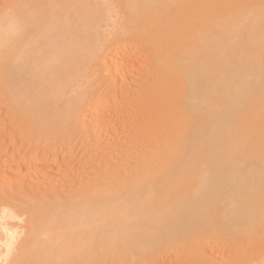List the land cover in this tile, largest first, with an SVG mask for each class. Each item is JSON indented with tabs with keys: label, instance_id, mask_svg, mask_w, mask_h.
I'll return each mask as SVG.
<instances>
[{
	"label": "bare ground",
	"instance_id": "obj_1",
	"mask_svg": "<svg viewBox=\"0 0 264 264\" xmlns=\"http://www.w3.org/2000/svg\"><path fill=\"white\" fill-rule=\"evenodd\" d=\"M144 45L154 55L145 94L119 107L108 98L125 84L111 80L91 99L99 68L122 78L143 64L136 57ZM0 100L17 128L36 132L27 134L32 140L75 137L82 123L103 140L122 121L152 129L149 136L174 135L170 125L197 118L185 148H166L178 153L156 186L127 191L121 169L117 190L69 196L60 207L32 197L17 207L3 168L10 159L0 153V264H264L263 0H4ZM163 162L151 168L150 159L147 170L157 174ZM214 241L227 243L232 257L216 255Z\"/></svg>",
	"mask_w": 264,
	"mask_h": 264
},
{
	"label": "rangeland",
	"instance_id": "obj_2",
	"mask_svg": "<svg viewBox=\"0 0 264 264\" xmlns=\"http://www.w3.org/2000/svg\"><path fill=\"white\" fill-rule=\"evenodd\" d=\"M3 1L4 0H0L1 3ZM8 1H14V0H8ZM254 1L258 2L260 0H254ZM111 43H112V46H110L111 44H109V48L114 47L113 44H115V40L112 41ZM144 46H146V45H144ZM139 47L143 48L142 46H138V48ZM148 48H150L149 49V51H150L149 57L147 56V55H149L148 54ZM143 49H145V48H143ZM143 49H140V50H143ZM141 52L142 51H140V54L136 57V62L139 64H141V63H143V64L140 66V68H139V66H137L136 69L135 68L131 69L129 72H127V74L122 75L123 76L122 78H121V76L109 78V76H108L109 74L105 71V67L104 66L100 67L98 73L95 75V78L93 79V86H92L93 92L91 90V93H92L91 99H95V97H97V95H98L97 92L99 91V89L100 90L104 89V88L106 89V87L108 89L109 88L108 82L111 83V80H112V82L116 81L115 83H117L119 81L118 85L119 84L120 85L118 88H120L121 85L125 84V86L123 88L124 91L121 88H120V91H118V89H117V92L115 94L116 95L115 99L117 101L115 99H112L111 97L108 98L109 102L112 104L118 102L119 107L122 106V105H120V103L121 104L126 103L125 104L126 106L123 105L122 107H127V105L129 104L130 101H132V99H135L136 97H140V95L145 94L144 92L147 90V88H149V85H151L154 82V81H152V83H151L150 79H154V77H152V74L149 73V71H151L150 70L151 66L154 62V55L151 53V47H149V45L145 50H143L142 55H141ZM143 56H145V57H143ZM151 56H153V59H151L152 58ZM138 58H139V61H138ZM104 59H106V57ZM148 60H149V63H145V61H148ZM144 65H146V66H144ZM145 67H149V68H147V73H149V76H147ZM148 69H149V71H148ZM100 70L102 73H100ZM143 70L145 72H143ZM151 72L153 73V71H151ZM102 76H104V78ZM146 76L148 79H145ZM100 77L103 80L106 79L108 81H106V80L103 81ZM144 80H146L145 83L148 84V85L146 84L147 87L144 86V84H145L143 82ZM147 80H149V82ZM98 81H99V83H98ZM96 82L98 83V87H97ZM101 82H102V84H101ZM121 82H122V84H121ZM141 82H142V86H141ZM104 83H106V84L104 85ZM100 84H101V88L99 87ZM142 87H143L144 91H143ZM94 88H95V90H94ZM95 91H97V92H95ZM94 94H95V96H93ZM117 94H118V96H117ZM121 94H123V96H121ZM119 96H121V97H119ZM5 102H6V104H4ZM118 104H116V105L118 106ZM130 104H131V102H130ZM0 105L6 107L7 105H9V102L8 101L2 102L0 100ZM182 107H183V109L182 108L181 109L185 110V107L184 106H182ZM2 109L4 110L3 107H0V110H1L0 111L1 112L0 113V128L2 127L0 129V150L3 149L4 152L0 151V153H6L7 152V156L5 157V161L2 160V162L7 163L8 160L10 159L8 164L4 165L3 168H4V171L9 169L5 175H7L8 179L11 175V179L9 180L11 183L10 187H12L11 189L14 190V188L16 187L15 188L16 190H14V191L11 190L12 195H13V192L16 191V193H17V190H19V188H21L18 191V194L15 193L13 195V196H17L15 199L17 202V203L15 202V205L17 207H19V204H21L22 201L24 202L25 199H26L25 203H29V204H33L34 202H37L39 200L38 202H41V204H44V206H53V205L55 206L56 205L57 207H60L62 204L69 202V200H68L69 196L71 197V198H69L70 200L73 199V196L74 197L76 196L75 197V199H76L77 195H79L78 197L80 199H83L82 197H85V199L87 197V199H89L90 196L92 197L93 195H97L100 191L102 192L104 190L102 188H105L106 186L107 187L104 190L105 192L104 191L103 192L106 193V191H107V193H112L113 191H115V189H114L115 187H116V190L120 187V186H118V184L122 183L121 180H123L125 177L127 179L128 176H130L129 179L125 180L126 182H123L124 185L126 183L125 189L127 191H132V190L135 191L136 189H138L139 186L147 185L150 183H152V185L156 186L157 183L159 182V178H160L159 176H160L161 172L169 173L172 171V169L174 167L171 165V163H172L174 157L177 155L176 152L178 153L177 148H179V150L185 148V145L187 143H189V140H190L191 136L193 135L192 133L194 131V128L197 125V121H196L197 118H191V120L188 121V124H183V121H182L183 119L182 120L179 119V123L177 125L178 127L176 125H170V126H173L170 128V130L173 128L177 132V135L174 137L177 139H175V140L173 139L170 142L176 143V140L179 139V141L176 144L175 143H172V144L169 143V139L171 140L173 137L169 138L168 135L174 136L176 134V132H174L173 129H172L173 130L172 132H174V135H173V133L171 135L166 134V136L163 134L162 135L160 134L157 137L158 134H156V137H157L156 138L152 135H150V136H152V137H150L148 135L149 131L145 132L146 134H144V130L147 131L148 129H144V130L141 129L140 130L141 127L136 126V123H134L135 125L132 124V126L130 125V127H129V124L125 123L124 121L113 126L115 128L112 127L111 132H110V129L108 130L107 133L104 132V134L106 136L105 135H103V136H105L106 138L104 137L103 140H101L102 137L100 138L98 136V139H100V140H97V139H95V138H97V136L91 137L90 135H88V131L86 132L87 128L82 127V126H84V123H82L83 125L80 124L79 128L76 129L75 137H74V135H72L73 137L72 136L69 137L70 141H69V138L65 137V136L57 137L58 138L57 139V138L52 137L51 135L49 136V138H47L48 136L45 135V136H42L41 138H36V140L35 139L32 140L30 138V136H32V135L34 136V134H36V132H34L32 135H30V133H29L30 130H28V128H25L24 130L21 128L20 129L17 128V126H15V124H14L15 123L14 118H11L10 116H8L5 113V111H3ZM123 111L124 110H122V111L120 110L119 113H121ZM181 114H182V111H181ZM1 119L5 120V121H3L4 123H2ZM7 119H8V121H7ZM22 122L23 121H21V123ZM1 124L5 125V127L1 126ZM133 126H134V128L136 127V130H133L134 129ZM168 126H167V128L169 129L170 126L169 127ZM8 127H10V129ZM137 127H139V130ZM135 131H137L138 135L136 133L135 134L133 133ZM15 132H17V133H15ZM130 132H132V135ZM150 132L149 133L152 134L153 130L151 129ZM10 133L12 134L11 135L12 137L9 136ZM13 134H14V138H13ZM27 134H29L30 136ZM77 134L79 137L77 136ZM133 134H134V136H133ZM135 135L137 136V138H138V136L139 137L141 136L142 138H145V139L139 140L135 137ZM145 135H147V138L150 137V139H152V138L153 139L155 138V139L154 140L146 139V137H144ZM22 136H24V137H22ZM107 136L109 138H107ZM129 136H132V138H130ZM1 137H3V138H1ZM133 137H134V139H136L138 141L134 140ZM4 138H5V142L3 144ZM1 139H3V140H1ZM10 139H11V142L13 140L12 143L11 142L8 143V141ZM29 139H30V141H29ZM94 139L97 140L96 141L98 143L97 145H95L96 142ZM14 140H16V142ZM23 140L25 141V143ZM30 143H31V145H30ZM32 143H33V145H32ZM178 143L180 145L177 146V148L175 147L176 149L173 148V150L171 149L172 151H169L170 150V148H169V150H167L168 147H170V145L176 146V145H178ZM10 145H12V146L15 145L16 148L19 147L17 149L19 152L16 150L15 147L13 148ZM4 147H7V148H4ZM28 147H30V148H28ZM12 148L14 149L13 152H12ZM9 149H11V150L9 151ZM33 149H35V150H33ZM163 149H166V152H165V150L163 151ZM28 150L30 151V153ZM27 151H28L29 155L26 153ZM31 151L32 152L34 151V152L32 153ZM119 151H122L123 153H120ZM167 151L170 153H168ZM174 151H175V153L173 154ZM8 152L12 156L9 157ZM11 152L14 154H11ZM164 152L168 153V154H165L166 155L165 156ZM24 153H25V155H24L25 157H22V154H24ZM159 153H163L162 154L163 157L165 156L166 159L168 160V162L166 161V159L161 161V157H162L161 154H160L161 157L156 155L157 157H159V159L156 156L155 157L157 159H155V157H153L155 154L159 155ZM26 154H27V156H26ZM169 154L170 155L173 154L172 157L168 156ZM14 155H16V157ZM17 156H19L18 157V159H20L19 161H18V159H16ZM29 156H31V158ZM12 157H13V159H12ZM28 157H29V159H28ZM33 157L35 158V160ZM140 157H142V158H140ZM6 158H8V159H6ZM25 158H26V160H25ZM118 158H120L119 161H118ZM146 158L149 160V162H148V160H145ZM14 159H15V161L13 162ZM150 159L154 161V164L152 163L151 166H149L151 168H152V165L157 164V160H158V162L160 161V163L163 161H164L163 164L165 163L161 167L158 164V166H157L158 169H157V167L153 168V169L157 170L156 171L157 174L151 173V172H154L152 170L148 171L149 169H148L147 165H148V163L150 164ZM11 160H12V162H11ZM16 161H17V163L19 162L20 165L17 164ZM21 161L23 162V164ZM25 161H26V163H25ZM11 163H14V164H11ZM132 165L134 168L131 167ZM144 166L147 168H145ZM10 169H13V171L11 170L12 172H10ZM121 169L122 170L128 169L126 171L124 170V174L125 173H129V174L127 176L125 174V177H123V172L120 171ZM145 171H148V172H146L148 174V177H147V174L145 173ZM130 172H132V173L130 174ZM136 172H138V173L135 174ZM140 172L145 174V175L141 174ZM149 173H151L152 175L150 174L151 176H149ZM15 174H16V176H19L20 178H15V176H14ZM132 174H134V175L132 176ZM138 174H140V175H138ZM137 175L139 177L140 176L143 177V178H140V180H141L140 182L137 181L138 180ZM12 177H13V180H12ZM14 178H15V180H14ZM131 180L134 181L133 183L135 186L132 184ZM15 182L17 185L15 184V186H14ZM0 183H1V180H0ZM112 184H114V186H112ZM1 187H2V185L0 184V188ZM91 187H93V190L94 191L96 190V191L94 192ZM135 187H136V189H135ZM100 189H102V190H100ZM30 192H32V193L33 192H39L40 195L37 193L33 196L34 193L32 194ZM96 192H97V194H96ZM21 193H22V196L20 195ZM27 193H28V195H27ZM24 194H26V195H24ZM41 194L43 195L42 198H41ZM20 196L22 198L23 197L24 198L22 199ZM44 196H46V198ZM55 196L57 198H54ZM29 197L30 198L32 197L31 199H33L34 202L32 200L29 201L28 200ZM17 198H19V199H17ZM34 198H36V199H34ZM75 199H73V200H75ZM18 200H20V201H18ZM51 200H53V202H50ZM56 200H58L59 202ZM30 202H32V203H30ZM202 245L203 244H200V247ZM213 245H214V251L216 252V255H219V257H221L222 259H226V258L230 259V257H232V253H231L232 249L230 251V249H229L230 247L227 245V243H223V242L221 243V242L214 241ZM183 247L185 248V246H183ZM218 251H219V254H218ZM223 253L225 254L224 257H222ZM229 255H230V257H229ZM226 256H228V257H226Z\"/></svg>",
	"mask_w": 264,
	"mask_h": 264
}]
</instances>
